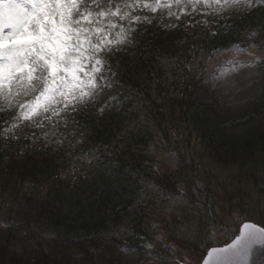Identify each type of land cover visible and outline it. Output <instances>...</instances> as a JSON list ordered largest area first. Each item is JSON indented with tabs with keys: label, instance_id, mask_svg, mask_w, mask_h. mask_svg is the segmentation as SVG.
I'll return each mask as SVG.
<instances>
[{
	"label": "rangeland",
	"instance_id": "obj_1",
	"mask_svg": "<svg viewBox=\"0 0 264 264\" xmlns=\"http://www.w3.org/2000/svg\"><path fill=\"white\" fill-rule=\"evenodd\" d=\"M244 13H250L254 21L258 20L255 22L264 24V0H253L252 6L243 12L227 13L224 17L214 16L217 19H226L228 24L223 34L237 37V42L232 41L224 46L213 41L210 54H204V58L200 59L204 62L205 78L199 90L200 116L195 126L180 128V145L175 141L171 144L163 141L143 104L137 99L134 103L121 102L119 97L125 91L116 86L105 91L97 102L73 112L77 114L89 110L92 121L100 127L116 122L118 110L124 115L127 114L123 115L126 118L123 123L117 121L114 126L124 130L130 143L139 138V129L144 135L150 134L146 144L149 155L157 162L155 170L161 166L167 174L178 178L177 190L173 193L170 188L159 185L152 179L147 180L137 170L105 168L98 162L99 155L84 154L74 147L65 150L71 161L59 179L68 182L69 189L64 191V195L66 197L71 194L70 199L75 207L77 198L86 197L91 192L89 188L92 184L100 183L106 172L115 185L113 205L123 209L128 204L129 220H125L127 224L120 225L103 239L105 241L102 250L107 255L110 254L111 264H201L211 247L229 244L238 235L242 223L251 222L264 227V170L256 168L251 162L258 159V154L254 157L238 154L237 147L229 148L227 145L222 148L223 142L220 141L221 137L229 138L231 145L246 136L264 139V63L261 62L264 60V42L260 43L259 35L250 36V22L245 18L237 23L238 16ZM185 18H181L180 25ZM168 22L167 17H164L163 22L153 18L151 24H141L139 29L146 36L162 38L164 54L170 59L175 57L179 42L178 38H170L172 28L163 26ZM252 38H255L254 41ZM233 44L248 49L236 54V60L241 67L228 63L233 52L225 49H231ZM124 49L136 56L132 45L124 46ZM112 57L118 65L122 64L121 55L115 52L109 59ZM134 64L136 67L128 68L127 72L142 81L145 73L138 63ZM111 96H116L117 99L110 101ZM130 97L134 100L131 94ZM105 102L111 106L100 111ZM124 108L127 111L124 112ZM16 111H0V114L9 119L11 124ZM132 112L138 115L135 116ZM44 130L50 132L52 128L49 125L46 129H38L32 127L29 121L20 122L15 130L18 138L13 139L15 148L22 150L28 135L32 142L38 140L34 139L33 133L36 137L43 138L41 133ZM191 134V143L187 145L185 139ZM76 136L82 138L83 132H76ZM60 140L62 141L61 137ZM41 153L38 151L36 156L40 169L44 167ZM37 181L26 180L24 184L20 182L17 184V195L4 194L0 197V229L4 231L11 227L20 231L18 233L21 236L15 244L18 250L26 244L25 228L29 220V215L17 211L18 206L22 209V205L28 203L23 198L24 191L29 192L28 197L33 201L38 189L45 194L54 185L48 183L43 186L44 184ZM65 197L63 198L67 206L68 200ZM68 204L70 207V201ZM43 234L46 243L63 244L68 240L57 232L51 233V230ZM110 239L122 241L128 247H121L118 243L111 247L108 241ZM130 241L132 244H139L141 250L133 246L128 249Z\"/></svg>",
	"mask_w": 264,
	"mask_h": 264
},
{
	"label": "trees",
	"instance_id": "obj_2",
	"mask_svg": "<svg viewBox=\"0 0 264 264\" xmlns=\"http://www.w3.org/2000/svg\"><path fill=\"white\" fill-rule=\"evenodd\" d=\"M243 18L250 22V33L254 32L259 35V41L263 43L264 24L255 22L258 20L254 21L250 13L238 16L237 23ZM203 19H208L211 23L208 25L195 23ZM185 20L192 21L195 26L186 29ZM185 20L179 27L172 28L170 32V38H178L179 42L176 46L175 57L166 58L165 46L161 43L162 38L146 36L145 32L140 33L139 29L133 34L134 43L131 44L136 56L125 52L123 46L122 50L116 52L122 56V64L118 65L119 63L117 64L113 57L110 59L114 79L117 82L116 87L125 91V94L119 97L120 101L134 103L137 99L154 121L162 140L169 144L175 141L177 145H180L178 138L180 128L188 127V125L195 126L200 116L198 111L200 108L198 106L200 103L199 90L205 82L204 62L200 59L204 58V54H210L213 41L224 46L232 41L237 42V37L233 38L223 34L228 24L226 19L194 14ZM244 36L248 38L246 34ZM254 39L252 38V41ZM134 63H138L145 73L142 81L133 78L127 72L128 68L136 67ZM123 111L127 110L124 108ZM132 113L135 116L138 115L135 112ZM123 115L118 110L116 122L123 123L126 120L123 117L127 114ZM4 119L0 114V197L2 198L4 194L17 195L19 191L17 184L20 182L24 184L26 180L33 182L38 180L37 182L44 184L43 186L48 183L54 185H51L45 194L38 189L33 201L28 197L29 192L24 191L23 198L28 203L22 205V209L18 206L17 211L29 215L28 225L25 228L27 230V237L24 238L26 244L21 246L20 250L16 249L15 244L21 236L18 233L20 231L13 230L11 227L4 231L0 229V264L112 263L110 254L107 255L106 251L102 250L105 241L103 239L109 236L112 230L122 224H127L125 220H129L128 204L124 205L123 209L113 205L115 185L106 172L100 183L92 184L89 188L91 192H88L86 197L77 198L78 203L75 207L70 199L71 194L66 197L64 195V191L69 189L68 182L59 179L70 165L71 158L65 154V150L70 147L79 149L84 154L99 155L98 162L105 168L124 171L126 169L137 170L147 180L152 179L153 182L170 188L173 193L177 190V177L167 174L161 166L160 169L155 170L157 162L149 155L150 151L146 144V140L150 139V134H142L141 129H139V138L134 143H130L126 139L124 130H119L117 126H114L116 122L100 127L92 121L91 112L84 110L68 116L66 125L61 121L55 129H52V133L56 134L55 137L50 136L52 142H46L42 137L32 142L28 135L25 146L22 150H18L12 138L4 139L2 130L10 124L3 125ZM78 131L83 132L82 138L76 136ZM60 137L62 143L58 145L55 139H60ZM191 137L192 134L185 139L187 145H190ZM228 139L221 137L222 148L229 145V148L237 147L236 153L238 154L243 153L248 156L253 155V157L258 154V159L251 162L256 168L264 170L263 138L246 136L231 145ZM38 151L42 152L44 166L42 169L37 166ZM63 197L70 201V207L68 201L66 206ZM49 230L51 233L57 232L67 237V242L63 244L46 243L43 233ZM110 240L108 241L111 247L115 243L121 247H128L122 241ZM70 241L73 243H69ZM129 246L128 249H132L133 246L141 250L139 244H132V241L129 242ZM32 249L34 251H31Z\"/></svg>",
	"mask_w": 264,
	"mask_h": 264
},
{
	"label": "snow or ice",
	"instance_id": "obj_3",
	"mask_svg": "<svg viewBox=\"0 0 264 264\" xmlns=\"http://www.w3.org/2000/svg\"><path fill=\"white\" fill-rule=\"evenodd\" d=\"M252 4L253 0H0V111L17 110L13 123L2 130L4 139L18 138L14 133L22 121L38 129H55L61 121L66 125L73 112L114 88L109 57L134 43L139 25L167 17L163 26L177 28L182 17H224ZM195 23L185 20L184 27ZM225 51L233 52L228 63L241 67L236 54L248 49L233 44ZM110 106L105 102L100 111ZM41 135L52 142L50 136L56 134L44 130ZM256 245H264V227L244 222L235 239L226 247L210 248L202 264H247Z\"/></svg>",
	"mask_w": 264,
	"mask_h": 264
},
{
	"label": "water",
	"instance_id": "obj_4",
	"mask_svg": "<svg viewBox=\"0 0 264 264\" xmlns=\"http://www.w3.org/2000/svg\"><path fill=\"white\" fill-rule=\"evenodd\" d=\"M247 264H264V245H256L252 248Z\"/></svg>",
	"mask_w": 264,
	"mask_h": 264
}]
</instances>
